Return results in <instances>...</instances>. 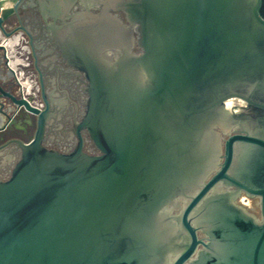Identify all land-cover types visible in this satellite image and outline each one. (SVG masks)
<instances>
[{
  "label": "water",
  "instance_id": "1",
  "mask_svg": "<svg viewBox=\"0 0 264 264\" xmlns=\"http://www.w3.org/2000/svg\"><path fill=\"white\" fill-rule=\"evenodd\" d=\"M36 7L86 109L63 152L45 145L42 71V111L0 86V152H21L0 179V264H264V0H0V32L35 50Z\"/></svg>",
  "mask_w": 264,
  "mask_h": 264
},
{
  "label": "flooded vegetation",
  "instance_id": "2",
  "mask_svg": "<svg viewBox=\"0 0 264 264\" xmlns=\"http://www.w3.org/2000/svg\"><path fill=\"white\" fill-rule=\"evenodd\" d=\"M80 9H84V5H79ZM92 10L99 11L102 5L98 2H93ZM30 14L36 15L35 10H30ZM119 17H121L125 22V14L121 11L118 12ZM34 21V18H28L24 20V25L27 26L30 22ZM41 28V38L42 42L45 44L43 51L46 55L43 57L45 62L41 61L38 54V49L35 50L30 44V37L24 31L17 30L13 34H18L13 47L12 58L17 59L19 65L23 69V77L32 78L34 85L37 87L36 101L43 102V109H36L42 111L46 108V102L43 97L42 88V78L38 68L43 73V82L48 90V97L53 105L54 115L48 127L46 129L45 145L49 148H56L63 152H70L76 146L78 140L74 132L75 123L77 120L81 119L82 113L86 109L85 99L87 97L86 87L88 85V79L83 71L74 68L66 64L65 60L61 58L58 49L52 44L50 38L48 37L49 31L44 24L40 26ZM136 36V34H135ZM36 41V36H34V42ZM135 51L140 52L136 46ZM2 51V50H1ZM34 52L38 56V61L36 62ZM2 56L6 68L12 75L15 81V87L18 98L21 97V87L16 82L14 71L7 67L4 53L2 51ZM229 108H235L241 106L244 103L241 100L232 99L228 103ZM8 110H13L12 103L7 105ZM22 108L15 109L14 112L9 115L14 119V124H12V131L16 133L17 137L28 141L34 134L36 125L35 118L31 115H27L22 111ZM27 126L28 134H18L19 129L17 127ZM83 135L85 137L84 150L90 154H100L98 148L94 145L89 137L86 130H83ZM2 141L0 140V144ZM20 149L16 146H10L0 152V179L5 180L11 175L12 169L20 157ZM240 203L244 204L252 213L256 214L261 218V205L259 197H243L239 200ZM198 236L201 239L205 238L202 232H198Z\"/></svg>",
  "mask_w": 264,
  "mask_h": 264
},
{
  "label": "built area",
  "instance_id": "3",
  "mask_svg": "<svg viewBox=\"0 0 264 264\" xmlns=\"http://www.w3.org/2000/svg\"><path fill=\"white\" fill-rule=\"evenodd\" d=\"M18 38V34H12L11 36H5L0 32V46L2 47V51L4 53L5 61L7 67L14 71V76L16 82L21 87V97L26 100L31 106L36 107L38 109H43V102H39L35 100L37 96V87L34 85L32 78L23 77V69L19 65L17 59L12 58L13 45Z\"/></svg>",
  "mask_w": 264,
  "mask_h": 264
},
{
  "label": "crops",
  "instance_id": "4",
  "mask_svg": "<svg viewBox=\"0 0 264 264\" xmlns=\"http://www.w3.org/2000/svg\"><path fill=\"white\" fill-rule=\"evenodd\" d=\"M7 6L10 3H6ZM33 10H35L37 19L35 18L34 21L30 22L27 26L32 30V32L34 33V36H36V48L38 49V54H39V58L41 61L45 62L44 60V56L46 55V53L43 51L45 44L42 42V38L40 35L41 32V28L40 26L42 24L45 25V22L42 18V14L41 11L39 9V7L33 8ZM77 10H81L78 6L77 9H74V11ZM53 20L52 17H48V22L51 23ZM57 23H60V20H57ZM46 26V25H45ZM47 28V27H46ZM49 33L50 30L49 28H47ZM0 86L4 88L5 91L7 92H11V93H15L16 92V87L14 84V80L12 78V76L10 75L9 70L6 68L5 64H4V60H3V56H2V51L0 50ZM0 102H3L7 105H9L11 103V100L9 97L4 96L0 97ZM1 106V105H0ZM6 121V117L0 112V125H3V123ZM15 132V131H14Z\"/></svg>",
  "mask_w": 264,
  "mask_h": 264
}]
</instances>
